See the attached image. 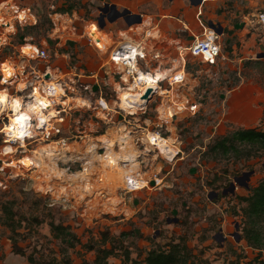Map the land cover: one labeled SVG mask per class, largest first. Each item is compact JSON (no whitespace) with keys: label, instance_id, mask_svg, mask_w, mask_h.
Here are the masks:
<instances>
[{"label":"rangeland","instance_id":"rangeland-1","mask_svg":"<svg viewBox=\"0 0 264 264\" xmlns=\"http://www.w3.org/2000/svg\"><path fill=\"white\" fill-rule=\"evenodd\" d=\"M224 1L230 9L235 2ZM0 2L4 3L0 11L11 24V9H22L29 19V24L16 22L12 32L1 33L0 61L16 63V51L27 53L28 43L35 44L47 57L31 65L50 70L65 88V96L53 100L64 112L57 115L52 108L48 117L54 129L48 131V137L32 129V138L24 146L19 142L9 146L0 134V264H28L29 255L59 260L64 249L68 263L91 264L96 248L112 249L108 264H133L150 249L164 250L178 242L189 249L191 264H250L258 251L242 238L245 203L241 199L264 181V150L253 151L256 156L248 159L207 150L215 139L232 130L264 129V58L231 55L221 46V57L207 65L197 58H184L186 49L178 47L177 59L172 64L162 62L156 80L172 82L171 86L161 85L158 92L163 95L168 90V98L154 94L142 105L123 107L119 94L127 87L120 84L108 61L109 46L95 45L97 49L88 32L107 35L113 46L139 26L149 37L160 40V31L151 25L162 19L168 0H124L135 10L130 14L143 16L141 25L127 26L122 16L116 17L123 9L108 6L111 0ZM60 9L69 11L60 13ZM203 32H195V36L202 37ZM136 35L132 38L137 39ZM154 38L147 37L153 39L147 45L161 50L163 45ZM233 39L238 48L241 42L236 35ZM161 55H167V50ZM24 81L23 77L6 81L0 89L21 97L26 91L17 90V84L25 86ZM100 97L107 102L108 114L98 106ZM162 102L178 107L170 119L158 111ZM6 123V117L0 120V129ZM154 132L171 141L177 151L172 159L148 145L147 137ZM127 152L138 156L133 168L120 156ZM25 157L30 160L27 166ZM116 161L123 174L103 165ZM137 169L148 185L127 192L126 175ZM249 172L245 180L242 175ZM234 178L242 179V185ZM4 208L18 222L13 233L4 224ZM49 223L68 227L78 241L66 247L53 239ZM9 237L20 253L12 251ZM259 258L264 259V252Z\"/></svg>","mask_w":264,"mask_h":264},{"label":"built area","instance_id":"built-area-1","mask_svg":"<svg viewBox=\"0 0 264 264\" xmlns=\"http://www.w3.org/2000/svg\"><path fill=\"white\" fill-rule=\"evenodd\" d=\"M9 8V7H7ZM13 8V7H11ZM13 10L12 15V27L17 24L24 26L29 24V19H27V16L23 12L22 9H11ZM7 11V10H6ZM21 13L22 16H20ZM27 14H29L27 12ZM31 16V14H29ZM14 16V17H13ZM14 20V21H13ZM9 21L5 19V15L3 11H0V35L1 33H5V27L9 25ZM155 27V26H154ZM156 28V27H155ZM157 29V28H156ZM247 33L249 35H253L256 45L260 47V52L257 54H264V11L258 10L254 13L253 16H251L249 23L247 25ZM207 30V32H206ZM202 37L194 36L193 41L188 45V47L183 48L186 49L187 53L185 56H190L193 58L199 59L202 63L207 65H213L216 63L219 57H221V46L219 42V35L215 32V30L208 28L206 29ZM7 37V35H6ZM137 39L130 38V39H121L116 45L109 46L107 48V54H108V61L109 63L115 68L116 75L120 79V84H122L125 87H128L129 82L133 83L137 81L140 83V73H143L145 75L150 74L151 76L155 77V73L152 72V69L162 68V55L160 52L161 50L155 48V46H148L146 41L147 37V31L143 30V32H140V35H137ZM156 40V38H154ZM90 40V38H89ZM91 41V40H90ZM92 43L95 45V43L92 41ZM30 46V49L27 53H22L21 51H16L18 53V61L16 63L12 62V60H3L0 61V86H6V83H1L3 80L9 82L11 80H14V82L19 81V77H23L25 79L24 83V89L22 91H26L24 95H22L24 101V104L29 101L28 97L30 95L34 94L35 89L37 91L43 92L46 91V96L52 101L53 108L57 112V115L64 112L62 108H57L60 105L58 102H53L54 97H58L59 99H62L63 96H65V88L62 86L61 82L55 81L54 84H51L52 82L47 83L46 80L50 78V75L48 73L47 68L44 70L36 69L35 66H32L34 62L37 61H43L46 59L47 54L45 50L39 48L35 44L28 43ZM98 49V48H97ZM148 58L149 60L147 61ZM11 59V58H9ZM32 64V65H31ZM151 65H153L154 68H151ZM182 67L184 69V63L182 64ZM174 73V72H173ZM48 76L46 79L45 77ZM180 81L179 83H181ZM172 82H170L167 79L155 81L153 84L157 86V91L149 94L147 101L154 95L162 96V99L168 98V90H163V92H167L163 95H159V89L160 86L163 84H166L167 86H171ZM56 86H58L59 90H62L61 93L58 92V89H56ZM44 89V90H43ZM153 92V93H152ZM170 92V91H169ZM145 91L143 92V94ZM44 104L39 105L42 109L41 111L44 113H47L45 110ZM98 106L102 110H105V114H108L107 112L110 110L108 108L107 102L100 97L98 101ZM172 105H168L165 103L160 104L159 112L161 116L164 119H170L175 113V107ZM172 110H170V109ZM122 111H125L124 109H120ZM174 111V112H173ZM126 112V111H125ZM10 112L0 111V120H4L5 117L8 122V116L7 114ZM60 121L62 120L60 116H58ZM32 127L30 128V131L32 132V129L35 131H39L40 134L45 133V137H48L50 134L48 131L54 129V126L51 125V121L48 122H41V128L38 127L37 119L30 120ZM4 125V124H3ZM3 129L1 127L0 131ZM57 132V131H56ZM4 135V142H6L9 145H12L16 142H19L16 138L11 137L7 133H0ZM155 138L148 137V145H151L152 142L155 141V139L160 138L164 139L160 136L159 132H154L153 134ZM31 137H25L23 141H26L28 139H31ZM44 138V137H43ZM154 140V141H153ZM177 154V152H176ZM141 181V179H138L136 176H131L130 178L125 179V190L127 192H133V189L137 187V181ZM150 182V181H149ZM148 185V181H146V186Z\"/></svg>","mask_w":264,"mask_h":264},{"label":"trees","instance_id":"trees-1","mask_svg":"<svg viewBox=\"0 0 264 264\" xmlns=\"http://www.w3.org/2000/svg\"><path fill=\"white\" fill-rule=\"evenodd\" d=\"M69 10L60 9V13H67ZM33 28V27H29ZM244 148V151H243ZM264 150V129H235L226 135L213 141L208 147L209 153L228 156L233 155L237 159H248L256 156L253 151ZM245 206L242 209V238L247 246L258 251L256 258L250 264H264L260 259L264 252V181L259 182L250 194L241 199ZM4 224L13 233L17 225L13 219L10 209H3ZM49 232L53 239L63 242L66 247H72L78 241L76 236L68 230V227L59 224L49 223ZM10 238V237H9ZM12 241V238H10ZM12 241V251L20 253ZM95 256L91 264H108L107 258L113 255L112 249L96 248ZM191 253L184 243H171L167 249H150L145 253L141 261L133 264H191ZM28 264H70L65 253L61 252V258L57 260L48 255L26 257Z\"/></svg>","mask_w":264,"mask_h":264},{"label":"crops","instance_id":"crops-1","mask_svg":"<svg viewBox=\"0 0 264 264\" xmlns=\"http://www.w3.org/2000/svg\"><path fill=\"white\" fill-rule=\"evenodd\" d=\"M197 1L187 0L188 4H190L189 8L186 0H168L167 9H162V12H164L162 19L158 20L157 24H154L157 28H155L156 31H160L162 35L160 40H154L157 44L163 45L160 52L167 50V55L162 56L161 62H170L172 64L177 59L178 51L181 48L188 47L193 41L195 32L199 35L206 29L211 28L210 25L215 27L214 30H220L218 34L220 46L227 48L231 55H239L242 58L256 56L257 58V54L261 49L256 45L253 35L246 36L248 32L247 25L256 11H264V0H235L231 4V9L224 0ZM2 2L6 3L5 1ZM110 3L108 6H114L117 11L121 9H123L122 12L125 10L129 12L135 11L131 10L133 9L132 6L124 4V0H111ZM135 14L143 17L142 14ZM123 23L127 26L124 19ZM142 23L143 21L138 25ZM232 30L235 32L232 33ZM181 33L185 38L182 37ZM235 35L241 42L238 48L236 46L237 39L236 41L233 39ZM182 43L187 44V46H183ZM178 47L181 48L178 49ZM172 68L173 66L169 69ZM254 115L258 116V111H255Z\"/></svg>","mask_w":264,"mask_h":264},{"label":"bare ground","instance_id":"bare-ground-1","mask_svg":"<svg viewBox=\"0 0 264 264\" xmlns=\"http://www.w3.org/2000/svg\"><path fill=\"white\" fill-rule=\"evenodd\" d=\"M20 16H22V14H20ZM8 26H10V30L9 31H6V27H5V30H4L5 33H10V32L13 31V27H12L11 23H9ZM135 27L136 28H134V29L128 30V32H127L128 34L126 35V37H124L125 39L126 38H132L136 34H138L139 32L143 31V29L141 27H139V26H135ZM153 28H154V26L151 25V29H153ZM130 32H131L132 35H130ZM206 32H207V30H206ZM88 34H89L90 40L93 41L95 43V45L100 46L102 49H106L105 47H108V46H110L112 44V43H109L110 40H109L108 36L105 35V34H103V33L101 34V33H98V31H91V32H88ZM2 40L3 39L0 38V42H2ZM150 40H153V39H147V41L149 43H150ZM4 42H5V40H4ZM159 70H160V68L151 70L152 72L155 73V76L158 75L157 78L156 77L153 78V76H151L150 74L145 75L143 73H140V83H138L137 81H135L133 83L129 82V84H128L129 86L125 90H120L121 91L120 94H119V103H120V105H122L123 107H125V106L134 107L133 105H142L143 102L146 100V99H142L143 92L146 91V89H150L151 91H154L156 89L155 88L156 85L153 84V83L160 76L159 75V73H160ZM48 73L50 75V78L48 80H46V85L49 82H52L51 84L55 85L54 84L55 78H56L55 74H53L50 70H48ZM164 79H167V78H163L162 80H164ZM4 82H6V78L1 83H4ZM23 89H24V85L19 82L17 84V90L22 91ZM56 89H58V86H56ZM60 91H62V90H59L58 89V92H60ZM0 97H4L5 98L4 99V102L2 104H0V111L6 110L5 112H7V111L10 112L9 115L11 116V118H10V116H8V114H7V116H8V122L5 125H2L3 129L0 131V133H3L4 132V133L9 134L11 137L16 138L19 141L20 146H24L23 139L25 137H31V135H32V132L30 131V128L32 127V124H31V121L30 120L32 119V117L33 116L36 117L37 122H38V127L41 128V122L42 121L48 122L49 121L48 115H49V113L51 114V112H53L52 111L53 110L52 109L53 108L52 101L49 98H47L46 91H44V93H43V92L37 91L35 89L34 94L33 95H30L28 97L29 101H27L26 104H24V101L25 100L23 99L22 96L21 97H19V96H12L4 88L0 89ZM53 100L56 101V97H54ZM41 102H43L44 105H47V107H45V110L47 111V113H44V112L41 111L42 109L39 106V105H41ZM17 105H18V107H17ZM171 107L172 106H170V108ZM126 109L131 112V109L129 107H127ZM177 110H178V107H175V110L174 111H177ZM33 111H36L37 113L36 114H33ZM19 115L25 116L26 119H24L23 121L17 122L16 119H15V117L16 116H19ZM57 118L58 117H56L55 120L56 121H59V120H57ZM150 136H151V138H155L154 135H150ZM170 142L171 141L166 140V139L157 138V139H155L154 142H152L151 145H153L158 150H160V152L163 153L164 155L169 156L168 157L169 159L170 158L172 159L175 156V154H176L177 151L173 149V147H172L173 145L171 146V143ZM8 149L12 153L14 152V149L13 148L8 147ZM45 150H47V149H45ZM120 156H121L122 159H127L128 162L130 163V165L132 163V165H131L132 168L136 166L135 159L138 156H134V153L131 154V153H128L127 152V153H123V155L121 154ZM22 159L24 160L23 162H24V165L25 166H27L28 164H30V160H29L28 157H25V158H22ZM119 163H120L119 161H116L113 164L107 165L104 162L103 165H104L105 168L108 167V168H110V170H114V171H117L118 173L120 172L121 174H123L124 169L121 168V166H120ZM33 165H34V163H33ZM136 172H138V169H137V171L134 172L135 174H133V172H129L126 175V177L128 176L129 178L131 176H136L138 179H141V181L140 180L137 181V184H136L137 187L134 188L133 191H137V190L142 189L143 187H146V181H147V180H143L142 179L143 176L141 174H139V173H136ZM148 178H149V176H148Z\"/></svg>","mask_w":264,"mask_h":264},{"label":"water","instance_id":"water-1","mask_svg":"<svg viewBox=\"0 0 264 264\" xmlns=\"http://www.w3.org/2000/svg\"><path fill=\"white\" fill-rule=\"evenodd\" d=\"M197 2H199V0ZM111 8L114 9V6H111ZM120 16L123 17V19L127 23V25H130V24H133V23H140V21H141V16L140 15H138V14H130V12L127 11V10L123 11L121 14L120 13L116 14V17H120ZM98 26L102 27V24L99 22ZM210 27L213 30L215 28L213 25H210ZM215 32L217 34H219L220 30L216 29ZM257 58H264V54L257 55ZM45 78L47 79L48 76H46ZM150 93H151V90L150 89H146L145 93L142 96V99H147ZM250 174H251V172L244 173L242 176L245 178V180H248ZM234 182L237 183L238 182V178H234ZM230 187H231V190H233L235 186H234L233 183H231Z\"/></svg>","mask_w":264,"mask_h":264},{"label":"snow or ice","instance_id":"snow-or-ice-1","mask_svg":"<svg viewBox=\"0 0 264 264\" xmlns=\"http://www.w3.org/2000/svg\"><path fill=\"white\" fill-rule=\"evenodd\" d=\"M4 99H5L4 97H0V104H2L4 102ZM41 104H43V102H41ZM43 106L47 107V105H43ZM17 107H18V105H17ZM15 119L17 122H20V121H23L24 119H26V117L23 115H19V116H16Z\"/></svg>","mask_w":264,"mask_h":264},{"label":"flooded vegetation","instance_id":"flooded-vegetation-1","mask_svg":"<svg viewBox=\"0 0 264 264\" xmlns=\"http://www.w3.org/2000/svg\"><path fill=\"white\" fill-rule=\"evenodd\" d=\"M238 184L242 185V179H239Z\"/></svg>","mask_w":264,"mask_h":264}]
</instances>
